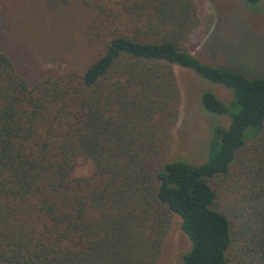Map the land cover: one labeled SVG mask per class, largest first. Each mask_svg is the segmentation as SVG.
<instances>
[{"label":"trees","instance_id":"obj_1","mask_svg":"<svg viewBox=\"0 0 264 264\" xmlns=\"http://www.w3.org/2000/svg\"><path fill=\"white\" fill-rule=\"evenodd\" d=\"M8 1L0 264H156L177 218L191 242L181 264H264V75L185 49L199 1L44 0L77 39H53L42 23L38 39L11 34ZM244 1L264 12L263 0ZM176 66L233 93L229 103L201 96L206 112L231 120L217 125L201 165L171 159Z\"/></svg>","mask_w":264,"mask_h":264},{"label":"rangeland","instance_id":"obj_2","mask_svg":"<svg viewBox=\"0 0 264 264\" xmlns=\"http://www.w3.org/2000/svg\"><path fill=\"white\" fill-rule=\"evenodd\" d=\"M9 0L5 19L11 34L28 39H38L39 24H47L53 39L61 35L78 38L74 28L62 24L59 13L48 12L41 5L44 0ZM56 4V8L60 7ZM201 6V25L191 35L185 49L202 62L239 71L246 75H264V12L244 0H198ZM264 1V0H263ZM264 6V2L262 3ZM47 13V14H46ZM38 26V29H37ZM57 66V64H55ZM46 67H54L51 63ZM175 72L182 94L180 119L174 128L172 160L182 159L195 165L208 160L209 146L214 139L215 128H228V116L208 113L201 105V96L212 91L225 103L232 100V91L218 84L202 80L193 71L176 66ZM89 165L77 173L85 175ZM177 218L162 256L156 264H181L183 255L191 249V242L180 229Z\"/></svg>","mask_w":264,"mask_h":264}]
</instances>
